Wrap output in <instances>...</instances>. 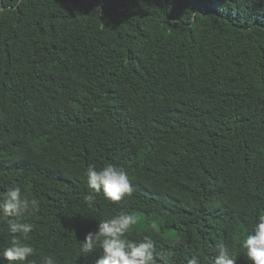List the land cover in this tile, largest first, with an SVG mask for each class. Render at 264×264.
Wrapping results in <instances>:
<instances>
[{
	"label": "trees",
	"instance_id": "trees-1",
	"mask_svg": "<svg viewBox=\"0 0 264 264\" xmlns=\"http://www.w3.org/2000/svg\"><path fill=\"white\" fill-rule=\"evenodd\" d=\"M108 163L133 192L89 206L86 170ZM14 185L40 201L37 264H95L80 244L121 210L157 264L235 248L264 215V0H0V194Z\"/></svg>",
	"mask_w": 264,
	"mask_h": 264
},
{
	"label": "clouds",
	"instance_id": "clouds-1",
	"mask_svg": "<svg viewBox=\"0 0 264 264\" xmlns=\"http://www.w3.org/2000/svg\"><path fill=\"white\" fill-rule=\"evenodd\" d=\"M89 193L84 201L92 206L96 195L102 194L105 199L118 202L133 192L132 181L127 172L117 165L108 163L100 168L89 165L86 173ZM40 208V201L29 196L18 185H14L0 194V216L7 217L8 231L11 239L9 246L5 247L0 256L16 264H37L33 257L34 247L28 243L29 234L35 225L25 219L28 212H36ZM139 218L127 211L121 210L107 219L98 222L96 232H89L80 244L82 256H87L95 249L102 250L103 255L95 260V264H157L154 256L155 241L153 235L144 233L138 238L134 235V228ZM155 229V221L150 222ZM241 249L246 253L250 264H264V215H258L242 242L233 248L229 243L216 245V254L213 264H236ZM40 264H57L55 257L45 255ZM187 264H200L198 257L193 256Z\"/></svg>",
	"mask_w": 264,
	"mask_h": 264
},
{
	"label": "water",
	"instance_id": "water-1",
	"mask_svg": "<svg viewBox=\"0 0 264 264\" xmlns=\"http://www.w3.org/2000/svg\"><path fill=\"white\" fill-rule=\"evenodd\" d=\"M103 14V13H102Z\"/></svg>",
	"mask_w": 264,
	"mask_h": 264
}]
</instances>
